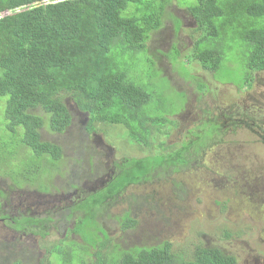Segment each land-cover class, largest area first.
<instances>
[{
	"label": "rangeland",
	"instance_id": "1",
	"mask_svg": "<svg viewBox=\"0 0 264 264\" xmlns=\"http://www.w3.org/2000/svg\"><path fill=\"white\" fill-rule=\"evenodd\" d=\"M178 1L185 3L186 7L180 6ZM194 2L195 0H177L169 4L163 15L161 29L150 34V38L145 42V50L132 56H112L110 59L114 66L117 64L127 69L126 80L132 81L134 85L146 89L149 93L150 100L143 104V115L138 114L136 119H131L124 116L121 107H115L113 111L117 114L118 120H121L120 122L112 123L107 119L103 122L90 120L85 110L76 107L69 94L61 92L62 101L72 115V124L69 129L76 133L81 125L85 132V127L88 130L93 123V130L88 131L96 133L93 139L100 135L103 144L95 146L90 135L88 140L87 135L81 141L77 139L78 144L75 149L84 152L90 150L95 158L96 172L85 173L91 168L87 162V154L70 151L69 148H74L69 143L71 137H68L66 141L61 138L65 148L59 171L64 179H59L60 176L54 174L50 182L54 188L60 189L73 188L76 184H82L80 188L84 192L83 199L75 203L76 210H80L79 204L93 209L95 202L108 193V187L114 186L111 191L114 193L122 187L120 185L130 183L128 186L124 185L126 188L116 200L110 199L111 206H107L106 210L98 216V222L103 225L110 237L107 248L101 249L104 253L112 254L108 246L113 244L118 245L117 249L127 250L133 246L152 244L164 239L170 240L173 250L190 251L195 247L209 248L206 245L209 240L205 238L208 237L214 242L228 241L229 248H240L241 242L246 240L254 253L252 259L264 264V169H262L264 157L258 158L256 155V153H260V156L264 155V146L259 140L261 137L248 131L255 117L251 120L249 115L253 113H248L247 121L238 128L235 142L233 133L237 130L236 128L233 131L227 130L225 140L221 143L215 138L211 139L205 150L198 155L180 150L179 156L169 159V151L182 147L186 142L185 137L190 133L195 135L202 126L201 110H216L219 114H226L231 109L232 100L244 94V90L237 93L234 85L230 86L219 81L223 82V78L224 80L226 78L244 79L245 73H252L238 63L240 61L235 50L233 53L226 50L223 52V64L218 73L203 72L204 68L190 57L197 33L192 31L196 22L187 7ZM175 19L181 22L176 31L173 29ZM232 38L222 39L224 48L229 46ZM176 49L178 55H176ZM227 58L234 62L232 70L224 67V61ZM197 76L211 84L214 91L201 95L198 91L205 92V86L201 85ZM258 77L259 86L245 96L241 104L248 106L249 102L252 103L253 106L248 107L252 109V112H258L257 121H260L264 128V74H259ZM181 91L186 92L185 98ZM212 95H216L213 101ZM186 106L190 110L187 115L185 114L189 110H183ZM149 115H153L155 119L158 116H165L168 120H163V123L166 125L158 126L157 123L146 125L142 120ZM80 119H86L85 123H80ZM157 120L161 122V119ZM204 120L206 123L210 122L209 117H204ZM219 120L225 123L221 115ZM131 121H133L131 126L133 133L140 140H136L128 133L125 123ZM180 127L181 130H179ZM215 127L209 126V128ZM168 130L176 131L177 134L172 133L169 136ZM148 133L149 146L138 144L145 143ZM161 142H164L165 146L159 149ZM82 144L84 149L81 147ZM107 146L112 150L109 151ZM185 154L192 158L190 159L192 167L178 169L181 167L173 166L177 163L175 160ZM123 158L131 159L120 164ZM159 164L164 165L154 170L153 166ZM112 165L115 166L114 179L105 188L100 189L96 186L97 184L93 185L94 179L104 172L103 169L105 168L106 172ZM14 167H16L14 171H11L9 166L8 173H18L20 166ZM123 168L128 169V174L122 171L118 175ZM70 175L76 176L78 180H74ZM139 179L143 180L139 181ZM253 179L259 184L247 185ZM175 182L183 186L182 191L176 190ZM40 187H43L42 184ZM0 188L7 197L5 207L7 216L14 218L18 216L16 211H12V207L21 203L18 207V212L21 214L14 222L19 221L22 216L29 217L24 222L28 229L35 227L34 231L38 234L16 233L13 229L10 230L12 222L9 218L0 221V264H10L11 261L13 264H40V259L44 255L47 256V264H69L66 253L58 252L61 250L60 247L64 249L72 240L84 246L87 245L84 241H88L92 236L87 223L75 228V223L69 219L70 210L66 209L67 213L58 208L64 204L63 199L58 198L59 196L55 199V204L50 205L39 194V190L36 189L38 187L26 184L19 188L13 184L8 175L0 176ZM174 192L178 195L177 198ZM131 196L138 198L141 202L143 196H151L155 198L156 203L154 205L149 201L151 208L148 203H144L142 211L139 207L143 202L138 207H130V213L137 223L132 229L123 230L121 223L125 221L124 215L120 220L117 218L128 210L132 203ZM179 202L182 204L173 206L174 203ZM61 212L64 213V219ZM91 212L78 217V221L89 218ZM51 213H60L62 219L53 217ZM246 213L247 215L250 213V218L243 217ZM237 218L241 219L239 223L231 221ZM73 227L76 233H72ZM45 230L59 233L51 232L44 235ZM97 231L104 235L103 230ZM36 242L39 248L44 249L39 256V251L35 247ZM89 251L93 252L92 249ZM74 252L76 257H81L84 253L83 250ZM211 256L208 255V258ZM16 259H21V263ZM91 259L92 256L86 257L87 261ZM242 262L243 257H240L238 264ZM248 262L251 261L247 260Z\"/></svg>",
	"mask_w": 264,
	"mask_h": 264
},
{
	"label": "trees",
	"instance_id": "2",
	"mask_svg": "<svg viewBox=\"0 0 264 264\" xmlns=\"http://www.w3.org/2000/svg\"><path fill=\"white\" fill-rule=\"evenodd\" d=\"M174 1L177 0H0V176L8 175L19 188L32 184L38 187L39 192H47L53 186L50 182L52 175L63 178L59 171L65 148L62 139L66 141L68 137H71L69 143L74 147H68L70 151L88 156L91 168L85 173L96 172L95 158L90 150L75 149L77 139L86 138L88 130L94 128L93 123L88 130L85 127V132L81 125L76 133L72 132L69 129L72 115L62 101L61 92L69 94L76 107L85 110L90 120L121 121L117 116H104L100 112L104 110V102L100 101L118 104L124 116L131 119H136L138 114L143 115V104L150 100L149 93L126 80L127 69L117 64L114 66L110 59L112 56H132L145 50V42L151 33L161 29L165 9ZM179 4L186 7L185 3ZM9 10L12 12H7ZM187 10L196 22L192 31L197 33L190 57L204 68L203 72L218 73L225 50L230 53L235 50L238 63L243 68L251 72L264 70V0H195ZM180 25L181 22L175 19L173 29L178 30ZM226 37L233 38L224 48L222 39ZM233 65L234 62L228 58L224 61L227 69L232 70ZM197 78L202 85L205 80L200 76ZM219 82L234 85L237 93L254 90L252 73H245L244 79L223 78V82ZM248 112L253 113L249 118L255 116L253 120L256 122L258 112H252V109ZM204 114L210 122L206 123L203 119L200 132L192 134L195 138L186 141L177 150L169 151V159L179 156L180 150L198 155L211 139L215 138L219 143L225 140L228 126L220 122L216 112ZM163 120L168 119L165 116L155 119L149 115L142 121L148 126L154 123L163 126L166 125ZM132 122L125 123L128 133L140 140L133 133ZM210 125L216 127L209 128ZM233 126L231 131L237 129L233 133L235 142L240 125L234 122ZM254 128L261 136L264 135L260 121ZM167 132L169 136L172 134V131ZM138 144L149 146V133L145 143ZM164 146L165 143L161 142L158 148ZM81 147L84 149L83 144ZM185 155L176 159L177 163L173 166L186 167L192 158ZM130 159L123 158L120 164ZM161 165L153 166V169ZM9 166L11 171L16 168L14 166H20V170L10 174ZM123 169L118 175L122 171L128 174V169ZM103 171L102 175L105 168ZM70 177L78 180L76 176ZM113 179L106 181L103 188ZM41 184L43 187H40ZM125 184L130 185L126 182L114 193H111L114 186L108 187V193L95 202L93 209L79 204L80 210H76L74 205L81 199L69 209V219L73 220L75 228L87 223L90 234L92 232L91 238L84 241L86 246L72 240L66 249L60 247L58 252L66 253L69 264H237L233 255L214 247L173 250L169 239L140 244L127 250L117 249L118 245L113 244L108 246L112 254L104 253L102 250L107 248L110 237L98 222V216L111 206V198L116 200L120 196L126 188ZM2 198L7 199L5 195ZM130 198L132 203L128 210L117 218L120 220L124 215L125 221L121 223L123 230L132 229L137 223L130 207H138L143 202L139 207L142 211L144 203H148L150 208L151 202L156 203L151 196H143L142 202L133 196ZM88 212H91L89 218L84 222L78 221V217ZM26 218L29 217L22 216L19 221L11 223L16 233L28 230L24 222ZM96 229L103 230L104 235ZM91 249L93 252L89 251ZM76 250L84 251L81 257L74 255ZM208 255L212 256L208 258ZM87 256H92V259L87 261ZM16 261L20 263L19 259Z\"/></svg>",
	"mask_w": 264,
	"mask_h": 264
},
{
	"label": "flooded vegetation",
	"instance_id": "3",
	"mask_svg": "<svg viewBox=\"0 0 264 264\" xmlns=\"http://www.w3.org/2000/svg\"><path fill=\"white\" fill-rule=\"evenodd\" d=\"M259 74H264V70L262 71H257V72H254L253 73V79H252V84L255 87L259 86L260 84V80H259ZM212 91H214L213 89L211 91H208L207 93H211ZM182 92V91H181ZM184 98L186 97V93L185 92H182ZM249 94L248 91L244 90V94L243 95H239L236 99H233L232 100V105H231V109L226 112V116H222V118H224L225 120V123H223L225 126H228L229 130L228 131H231V129L234 127L233 124L234 122H236L238 125L241 126V124L244 123V121H247V116H248V111L250 109L246 108L244 105L241 104V101L244 99L245 96H247ZM216 95H212L211 99L212 101L214 100ZM188 106L184 107L183 110H189L187 108ZM182 111V110H181ZM190 113V110L189 112H187L185 115L189 114ZM86 119L82 120L80 119L79 122L80 123H85ZM180 122V121H179ZM221 122V121H220ZM256 122L253 120L250 124V127L249 129L254 133V134H257L259 137H261L259 140L261 141V143L263 144L264 146V135L261 136L262 134L256 130L254 128ZM182 128L180 127L179 130H181ZM187 132L189 133V131L187 130ZM172 133H174L175 135L177 134L176 131H172ZM193 133H190V135H187L185 138L186 139H189L190 137L191 138H195L193 135H191ZM87 135V140H88V137L89 135ZM95 135V133L92 132V135H90V137L92 138V142H94L95 146H98L99 144H103L102 142V139L99 135H97L96 139H93V136ZM108 147V150L111 151L112 149ZM257 157L258 158H263V156H260V153H256ZM187 156V154L185 155ZM190 160V159H189ZM189 168L192 167L191 166V161H189L188 165H187ZM178 169H182V168H178ZM264 169V166L263 168ZM177 170V169H176ZM113 173V170L112 169H109L107 170L103 175L100 174L99 176H97V180L96 182L98 183L97 187H99L100 189L103 188L105 186V182L110 180L111 179V176L110 174ZM59 179H64V178H59ZM57 179V181L59 180ZM95 180V179H94ZM147 182V181H146ZM176 184V190L177 191H182L183 190V186L180 185L178 182H175ZM259 183L253 179L251 183L247 184L249 186H257ZM85 185V184H84ZM75 187L73 188H70V190H66V189H60V188H54L53 186L50 187L49 190H47V192H40V195L45 198L48 203L51 205L53 203V205L55 204V199L57 198V196H59L58 198H61L63 199L64 201V204L63 205H60L58 206L59 210L61 211H66V209H70L74 202H76L77 200L79 199H82L83 197H81L84 192L81 191V186L82 185H74ZM96 187V186H95ZM94 187V188H95ZM93 188V189H94ZM13 189V188H12ZM96 190V189H94ZM63 191H66V192H63ZM0 194H2L0 196V221L2 222L3 220H5L6 218H9L11 220V222H14L16 220V218L21 214L18 212V207L21 206V203L17 204V205H14L12 207V211H16L18 213V216H15L14 217H10V216H6L5 214V207L7 206V203H6V199H3L2 196L4 195V192L3 190L0 191ZM174 196L177 198L178 195L174 192L173 193ZM58 200V199H57ZM183 202V201H182ZM72 204V205H71ZM182 203L179 202V203H174L173 206H177V205H181ZM71 205V206H70ZM155 205V204H154ZM57 207V206H56ZM232 208H234V206H230ZM230 207H227V208H230ZM45 211V210H44ZM43 211V212H44ZM228 212H230V210H227ZM68 213V211H66ZM62 213V217L64 218V213ZM57 217H60L62 218L59 214L60 213H54ZM243 217H247V218H250V213L247 215H243ZM240 218H237V219H232L231 221H233L234 223H239L240 222ZM3 224L6 226V223L3 222ZM13 229L14 231L17 232V230H15L13 227H12V224L10 225V230ZM23 234L26 233L25 232H22ZM229 235V234H228ZM207 240H209V243H206V245L208 247H214L216 249H219V250H222L224 253H227V254H231L233 255L235 258H236V261H237V264H238V260L240 257H243V262L241 264H247V260L255 263V264H261L260 261L258 260H255V259H252L253 256H254V253L253 251L251 250L250 248V245L249 243L245 240L243 242H241V247L240 248H229L227 246V242H214L212 238H208V237H205ZM246 258V259H245ZM252 263V264H253Z\"/></svg>",
	"mask_w": 264,
	"mask_h": 264
},
{
	"label": "crops",
	"instance_id": "4",
	"mask_svg": "<svg viewBox=\"0 0 264 264\" xmlns=\"http://www.w3.org/2000/svg\"><path fill=\"white\" fill-rule=\"evenodd\" d=\"M104 102V110H102V111H100V112H102L103 113V115L104 116H106V117H116L117 116V114L113 111V108H115V107H120V106H118V104H113V103H111L110 101H103ZM117 118H118V116H117ZM200 129L201 128H199V130L197 131V132H200ZM92 132L93 131H90L89 132V134L88 135H92ZM194 135V134H193ZM100 136V135H99ZM97 137V136H96ZM101 137V136H100ZM109 169H112L113 170V173L112 174H110V176H111V178H114L115 177V168L113 167V165L111 166V168H109ZM108 169V170H109ZM98 185V183L96 182V183H94L93 185ZM82 185V184H81ZM96 185V186H97ZM39 203V202H38ZM42 203V202H41ZM51 215L53 216V217H56L57 219H59L54 213H51ZM34 229H36L35 227H33V228H31V229H28V230H26V233H33V234H36V235H38L37 234V232L36 231H34ZM71 231H72V233H76V232H74V227L71 229ZM51 232H56V233H59V232H57V231H53V230H45V234L44 235H47V234H49V233H51ZM26 233H24V234H26ZM22 235H24L23 233H21ZM76 242V241H75ZM77 243V242H76ZM80 244V243H79ZM35 247H36V249H38V251H39V253H38V256L42 253V251L44 252V249L42 250L41 248H39V244L36 242V244H35ZM67 247H65L64 249H66ZM20 260V263H21V259H19ZM15 261V260H14ZM12 262V261H11ZM11 262H10V264H11ZM48 262H47V256H43L42 257V259H40V264H47ZM12 264H13V262H12Z\"/></svg>",
	"mask_w": 264,
	"mask_h": 264
},
{
	"label": "clouds",
	"instance_id": "5",
	"mask_svg": "<svg viewBox=\"0 0 264 264\" xmlns=\"http://www.w3.org/2000/svg\"><path fill=\"white\" fill-rule=\"evenodd\" d=\"M257 71H262V70H255L254 72H257ZM254 72H252V79H253V73ZM203 84H204V86H205V92H200V91H198L199 93H201V95L202 94H205V93H207L208 91H211L212 89H213V86L211 85V84H209L208 82H206V81H204L203 82ZM206 86H208V89H206ZM182 92H185V91H182ZM244 92V91H243ZM186 93V92H185ZM249 107H252L253 105H252V103H248L247 104ZM248 106H245L246 108H248L249 109V107ZM209 113V112H216L218 115H219V113L216 111V110H201V113L203 114L202 115V117L200 118V120L202 121L203 119H204V117H207V114H204V113ZM221 115H223V116H226V114H221ZM198 122H200L199 120H198ZM201 123V122H200ZM93 133H95V132H93ZM96 134V133H95ZM192 135V134H191ZM189 140H192V138L190 137L189 139H186V141H189ZM164 165V164H163ZM163 165H161V167L163 166ZM39 194H40V192H39ZM253 262H248L247 264H252ZM253 264H255V263H253Z\"/></svg>",
	"mask_w": 264,
	"mask_h": 264
}]
</instances>
